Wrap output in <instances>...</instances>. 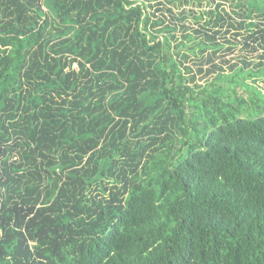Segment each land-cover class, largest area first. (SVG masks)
I'll return each instance as SVG.
<instances>
[{"label": "trees", "instance_id": "trees-1", "mask_svg": "<svg viewBox=\"0 0 264 264\" xmlns=\"http://www.w3.org/2000/svg\"><path fill=\"white\" fill-rule=\"evenodd\" d=\"M259 48L264 0H0V264H264Z\"/></svg>", "mask_w": 264, "mask_h": 264}, {"label": "rangeland", "instance_id": "rangeland-1", "mask_svg": "<svg viewBox=\"0 0 264 264\" xmlns=\"http://www.w3.org/2000/svg\"><path fill=\"white\" fill-rule=\"evenodd\" d=\"M224 3H225L224 5H225L226 9L229 10L230 9V6L228 5V3L227 2H224ZM208 8H209V6L206 5V4H204V2H203V4L198 9H200L201 11H204V10H206ZM263 51H264L263 48H259V50L256 51V52H248V53H250L249 55H252L253 54V56L256 57L257 55L262 54ZM241 52H242L241 50L236 49V51L234 52V54H232V58L233 59H236V57H240L241 56Z\"/></svg>", "mask_w": 264, "mask_h": 264}]
</instances>
